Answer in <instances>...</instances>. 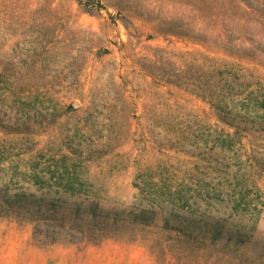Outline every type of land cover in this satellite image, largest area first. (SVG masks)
<instances>
[{
	"label": "rangeland",
	"instance_id": "rangeland-1",
	"mask_svg": "<svg viewBox=\"0 0 264 264\" xmlns=\"http://www.w3.org/2000/svg\"><path fill=\"white\" fill-rule=\"evenodd\" d=\"M0 190L112 220L0 264H264V0H0Z\"/></svg>",
	"mask_w": 264,
	"mask_h": 264
},
{
	"label": "trees",
	"instance_id": "trees-1",
	"mask_svg": "<svg viewBox=\"0 0 264 264\" xmlns=\"http://www.w3.org/2000/svg\"><path fill=\"white\" fill-rule=\"evenodd\" d=\"M221 116L225 120V117L222 113ZM225 121L228 120L226 119ZM62 165L66 170H68V163L66 159L63 160ZM74 174H76V176L78 175L77 169ZM76 181L77 178H69L68 184L74 186L76 185ZM81 209L82 208L80 206L77 209H72L64 205L56 206L55 204H53L52 200H40L35 195L16 194L13 196L10 195L7 190H0V218L11 217L12 215H28L31 217H35V215H38L43 217L50 214V217L61 219L60 222H62L63 224H70L71 226L75 227L83 226L89 232L95 233L98 232L96 231V229L99 226L103 225L101 223L109 224L110 221H112L103 219L99 216L97 205H87L82 209L84 213L81 212ZM112 219L114 221L113 223L117 224V215ZM131 219L139 223H145L148 221L147 215L144 212L131 217ZM103 231L104 230H101L102 234L105 233ZM104 235L106 234H103V236L101 237H104Z\"/></svg>",
	"mask_w": 264,
	"mask_h": 264
}]
</instances>
